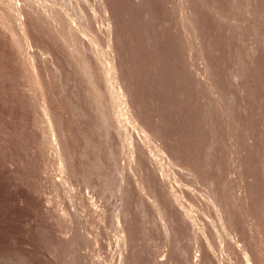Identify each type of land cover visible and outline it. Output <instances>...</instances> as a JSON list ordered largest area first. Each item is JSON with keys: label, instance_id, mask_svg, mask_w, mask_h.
Segmentation results:
<instances>
[{"label": "rangeland", "instance_id": "rangeland-1", "mask_svg": "<svg viewBox=\"0 0 264 264\" xmlns=\"http://www.w3.org/2000/svg\"><path fill=\"white\" fill-rule=\"evenodd\" d=\"M0 264H264V0H0Z\"/></svg>", "mask_w": 264, "mask_h": 264}]
</instances>
